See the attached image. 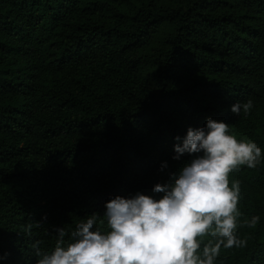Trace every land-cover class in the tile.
<instances>
[{"label":"trees","instance_id":"trees-1","mask_svg":"<svg viewBox=\"0 0 264 264\" xmlns=\"http://www.w3.org/2000/svg\"><path fill=\"white\" fill-rule=\"evenodd\" d=\"M209 118L264 157V0H0V264H36L32 242L116 196L160 198ZM235 180L238 224L260 221L216 264H264V159Z\"/></svg>","mask_w":264,"mask_h":264},{"label":"clouds","instance_id":"clouds-1","mask_svg":"<svg viewBox=\"0 0 264 264\" xmlns=\"http://www.w3.org/2000/svg\"><path fill=\"white\" fill-rule=\"evenodd\" d=\"M253 107L248 99L233 103L230 111L246 115ZM229 128L211 118L203 128L189 127L182 144L174 145L173 159L184 154L193 158L168 173V182L153 186L160 198L116 196L106 202L103 215L93 212L74 227L56 228L50 249L43 240L32 242L36 264H216L221 248L246 247L237 228H253L260 217L238 224L240 181L230 185L229 176L241 166L255 169L264 157L255 142L237 140ZM166 168L165 163L161 170ZM40 227L27 223L23 230L31 236Z\"/></svg>","mask_w":264,"mask_h":264}]
</instances>
